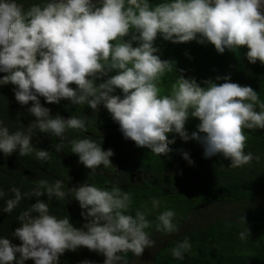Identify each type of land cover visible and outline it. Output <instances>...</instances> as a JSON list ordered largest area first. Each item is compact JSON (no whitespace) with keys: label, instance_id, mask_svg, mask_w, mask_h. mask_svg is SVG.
Here are the masks:
<instances>
[{"label":"clouds","instance_id":"obj_1","mask_svg":"<svg viewBox=\"0 0 264 264\" xmlns=\"http://www.w3.org/2000/svg\"><path fill=\"white\" fill-rule=\"evenodd\" d=\"M158 36L174 44L211 43L220 54L246 47L250 63L264 64V0H161L155 5L149 0H45L27 8L18 0H0V73H5L0 85H14L16 101L22 106L32 102L28 111L35 117L24 130L14 132L0 122V152L8 156L18 150L22 157L35 153L37 160L48 161L49 151L31 143L38 130L59 138L57 152L67 142L80 167L74 183L40 179L28 192L10 188L13 196L0 208L4 213H12L22 199H36L17 216L19 226L12 236L21 243L0 237V264H24L29 259L34 264H58L65 251L80 247L93 252L91 260L81 264L146 260L145 248L155 246L145 231L153 225L147 217L160 206L153 179L166 169L141 163L151 152L166 156L173 151L169 145L175 138L169 139V133L196 140L205 158L222 155L233 168L259 161L244 151V130L264 129V101L258 92L231 82L230 75L216 76L224 81L219 84L203 80L202 87L176 69L173 60L156 54ZM173 70L178 76L169 94L161 95V78ZM117 89L121 94H115ZM40 97L49 104L63 99L93 111L103 106L119 125L120 143L105 150L95 140L69 138V130L86 131L85 120L51 116ZM189 117L199 120L191 134L185 128ZM181 155L194 163L188 152L181 150ZM101 165L110 171V187L100 184L102 170L100 176L85 177L86 170L91 174ZM263 194L264 189L258 199ZM5 195L0 188V198ZM45 195L47 202L40 199ZM53 198L65 200L67 212H49ZM218 203L227 202L197 208ZM239 203L234 204L245 202ZM175 216L171 209L160 212L156 231L178 232ZM218 217L225 216L212 219ZM239 222L246 225V217L240 215ZM249 235L247 227L239 233L241 240ZM191 248L185 237L176 242L171 256L183 260ZM152 263L150 258L147 264Z\"/></svg>","mask_w":264,"mask_h":264},{"label":"trees","instance_id":"obj_2","mask_svg":"<svg viewBox=\"0 0 264 264\" xmlns=\"http://www.w3.org/2000/svg\"><path fill=\"white\" fill-rule=\"evenodd\" d=\"M25 8L31 4H43L45 0H18ZM155 5L161 0H149ZM136 42H133L135 46ZM154 46L159 49L156 53L161 59H169L175 62L176 69H183V75L194 77L197 83L203 80L212 79L215 83H223V80H215L216 76L230 75L231 82L246 85L257 91L261 101H264V64L259 61L250 63L245 53L246 47L237 50H225L223 54L218 53L211 43L200 44L195 40L188 43L174 44L158 36ZM5 73H0V76ZM178 73L165 72L159 83L161 95L169 94L171 84L175 82ZM100 82V81H97ZM75 87V85H70ZM14 85H0V122L8 127L10 132L24 130L29 123L35 119L27 105H20L14 96ZM115 94H121L116 90ZM43 106L50 109V115L67 119L70 116L83 118L86 122V131L69 130L67 136L72 139L89 138L101 144L105 150L112 146L116 148L120 143L119 130L107 110L100 106L93 111L86 105H72L67 100L59 103H46L40 97ZM66 110H68L66 112ZM259 110V109H257ZM199 120L189 117L185 128L189 134L197 131ZM31 143L34 147L47 150L50 153L48 161L37 160L35 153L27 156H19L18 150L11 155H4L0 152V188L6 195L0 198V208L5 206L7 199L12 198L10 192L12 186L18 187L22 193L28 192L35 186V182L46 179L49 183L56 180L64 183H74L79 178L80 167L73 158L78 156L71 152L70 145L65 142L63 149L56 151L55 145L59 138L40 133L34 130ZM247 137L244 151L251 152L259 157V161L253 160L250 164L242 167H230L231 161L222 155H214L210 158L203 156V146L196 140L184 141L178 134L169 133L168 138H175V142L169 147L173 150L168 155L157 156L152 152L154 159L147 157L142 160V166L152 167L161 165L166 172H161L159 177L153 181L157 183L154 194L158 196L160 206L154 215L149 214L148 219L153 221L152 227L145 229L155 241V246L149 249L153 260L152 264H264V206L254 204L264 189V129L244 130ZM181 150L188 152L190 159L194 162L189 164L181 155ZM111 160V157H110ZM137 164V162L135 163ZM103 165L90 174L86 170L85 177L103 174L100 184L110 187L112 179L108 169L103 170ZM111 169V167H108ZM164 184L171 185L166 187ZM35 197L22 199L19 206L12 213L0 211V237L8 238L13 244L19 245L21 241L12 236L13 231L19 226L17 216L29 205L35 202ZM40 199L47 202V197ZM245 202L238 211L229 217H218L201 226H189L186 228L185 221L193 210L208 202ZM49 203V212H67V202L53 198ZM171 209L176 213L174 223L179 231L171 234L158 232L155 229L156 216ZM133 213L132 215H134ZM240 215L246 217V225L241 224ZM250 230L247 240H241L239 233L245 228ZM187 237L192 248L185 253L183 260L171 256V249L176 242L183 241ZM144 250V251H145ZM19 257V254H16ZM92 251L80 247L76 251H65L60 256L58 264H81L82 261L91 260ZM130 256V252L127 254ZM126 256V258H127ZM81 257V259H80ZM87 260V261H88ZM15 264V262H13ZM24 264H34L31 259L24 261Z\"/></svg>","mask_w":264,"mask_h":264},{"label":"rangeland","instance_id":"obj_3","mask_svg":"<svg viewBox=\"0 0 264 264\" xmlns=\"http://www.w3.org/2000/svg\"><path fill=\"white\" fill-rule=\"evenodd\" d=\"M254 204H258L264 206V194L262 197L255 202ZM247 203H242L241 205H237L234 203H218V204H208L202 208H196L195 213L192 216H189L185 221V227L187 228V224H202V221L210 220L217 216H225L229 217L232 215L233 211L237 210L240 206H243ZM188 219H195L193 222H190ZM143 256L147 257L145 261L140 260V257H137V264H147L148 260L151 258V253L147 249L143 252Z\"/></svg>","mask_w":264,"mask_h":264},{"label":"crops","instance_id":"obj_4","mask_svg":"<svg viewBox=\"0 0 264 264\" xmlns=\"http://www.w3.org/2000/svg\"><path fill=\"white\" fill-rule=\"evenodd\" d=\"M117 90H119V89H117ZM116 124H117V123H116ZM117 128H118V130H119V125L117 126ZM119 133H120L119 136H123L122 133L120 132V130H119ZM143 261H145V260H143Z\"/></svg>","mask_w":264,"mask_h":264},{"label":"bare ground","instance_id":"obj_5","mask_svg":"<svg viewBox=\"0 0 264 264\" xmlns=\"http://www.w3.org/2000/svg\"><path fill=\"white\" fill-rule=\"evenodd\" d=\"M68 110H66V112H67Z\"/></svg>","mask_w":264,"mask_h":264}]
</instances>
